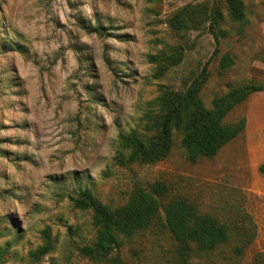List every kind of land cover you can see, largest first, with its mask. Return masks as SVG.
Returning <instances> with one entry per match:
<instances>
[{
	"label": "rangeland",
	"instance_id": "obj_1",
	"mask_svg": "<svg viewBox=\"0 0 264 264\" xmlns=\"http://www.w3.org/2000/svg\"><path fill=\"white\" fill-rule=\"evenodd\" d=\"M243 1L245 21L224 0H0V264H255L264 250V146L250 150L242 132L191 162L173 128L166 158L118 159L128 152L120 132H147L163 90L203 80L199 96L212 107L218 95L264 82V0ZM186 6L194 26L178 31L171 20ZM214 8L218 41L206 13ZM262 100L264 91L253 93L225 121ZM157 181L168 186L165 201L179 195L225 221L230 240L209 251L192 243L184 255L161 209L107 254L80 250L99 235L93 209L75 204L81 190L118 206ZM251 224L254 240L238 253V232Z\"/></svg>",
	"mask_w": 264,
	"mask_h": 264
},
{
	"label": "trees",
	"instance_id": "obj_2",
	"mask_svg": "<svg viewBox=\"0 0 264 264\" xmlns=\"http://www.w3.org/2000/svg\"><path fill=\"white\" fill-rule=\"evenodd\" d=\"M224 1L233 20H246V6L243 0ZM189 7H184L171 20V25L176 30L181 31L194 26L191 23L194 13ZM206 13L211 21L209 30L218 41L221 12L219 8H214L211 12L206 9ZM202 81L195 80L183 91L163 90L158 98L160 115L153 125H146L144 129L147 132L139 130L120 132V143L128 152L119 150V161L152 163L166 158L173 146V128L182 133V144L191 162L198 161L202 156H215L223 146L240 135L246 127V116L233 122H226L225 118L252 93L264 90V82H249L231 89L216 96L212 107H207L199 96ZM151 129L155 130L150 132ZM260 170L264 172V163L260 165ZM168 190L167 184L157 181L150 191L143 188L134 190L129 200L118 206L103 203L89 188L81 190V196L74 199L75 204L81 208L93 209V222L99 229V235L93 245L83 246L80 250L91 256L107 254L121 245V234L133 235L148 228L160 214L161 209H164L167 224L181 243L184 255H187L186 249H191L192 243H196L200 250L209 251L230 240L232 235L225 221L212 214L200 213L194 203L182 196L178 195L165 201L163 198L166 197ZM252 226L239 230V237L244 242L236 246V252H244L254 240L256 229ZM3 253L4 250L0 251V260ZM254 262L264 264V250L254 254Z\"/></svg>",
	"mask_w": 264,
	"mask_h": 264
},
{
	"label": "crops",
	"instance_id": "obj_3",
	"mask_svg": "<svg viewBox=\"0 0 264 264\" xmlns=\"http://www.w3.org/2000/svg\"><path fill=\"white\" fill-rule=\"evenodd\" d=\"M245 116L247 118V123L243 132L247 134V137L249 136V149L252 148V146H264V100L256 103L254 107H251L250 105V107L245 111ZM255 135H258V137L253 140Z\"/></svg>",
	"mask_w": 264,
	"mask_h": 264
}]
</instances>
